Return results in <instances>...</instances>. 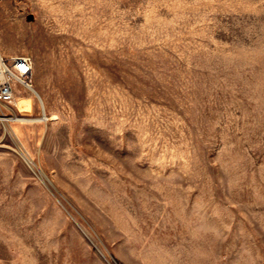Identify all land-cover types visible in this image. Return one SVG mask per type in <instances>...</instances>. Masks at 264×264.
<instances>
[{
	"label": "rangeland",
	"instance_id": "374dc122",
	"mask_svg": "<svg viewBox=\"0 0 264 264\" xmlns=\"http://www.w3.org/2000/svg\"><path fill=\"white\" fill-rule=\"evenodd\" d=\"M0 49V264H264V0H0Z\"/></svg>",
	"mask_w": 264,
	"mask_h": 264
},
{
	"label": "built area",
	"instance_id": "2783aa9c",
	"mask_svg": "<svg viewBox=\"0 0 264 264\" xmlns=\"http://www.w3.org/2000/svg\"><path fill=\"white\" fill-rule=\"evenodd\" d=\"M0 66V108L9 104L14 99L13 81L17 80L26 87H31V73L33 59L28 55H14L10 58L2 56Z\"/></svg>",
	"mask_w": 264,
	"mask_h": 264
},
{
	"label": "bare ground",
	"instance_id": "6f19581e",
	"mask_svg": "<svg viewBox=\"0 0 264 264\" xmlns=\"http://www.w3.org/2000/svg\"><path fill=\"white\" fill-rule=\"evenodd\" d=\"M2 56H3V53H2V51L0 49V66H1V63H2V61H1ZM1 76H2V73H1V69H0V77ZM31 89L40 97L41 101L44 103L42 95H40L38 90L35 87H31ZM47 118L54 119V118H56V115H51L50 116L46 111H44L43 114L38 115V116H24V117L23 116H19V115H14L13 116V119L26 120V121H40V120H44V119H47Z\"/></svg>",
	"mask_w": 264,
	"mask_h": 264
},
{
	"label": "water",
	"instance_id": "95a60500",
	"mask_svg": "<svg viewBox=\"0 0 264 264\" xmlns=\"http://www.w3.org/2000/svg\"><path fill=\"white\" fill-rule=\"evenodd\" d=\"M33 18H34L33 14H29V15H28V19H29V20H31V19H33Z\"/></svg>",
	"mask_w": 264,
	"mask_h": 264
}]
</instances>
